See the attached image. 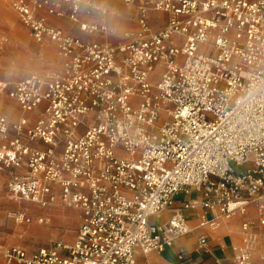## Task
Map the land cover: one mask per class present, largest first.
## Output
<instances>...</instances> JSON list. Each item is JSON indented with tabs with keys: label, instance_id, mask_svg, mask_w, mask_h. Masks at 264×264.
<instances>
[{
	"label": "built area",
	"instance_id": "obj_1",
	"mask_svg": "<svg viewBox=\"0 0 264 264\" xmlns=\"http://www.w3.org/2000/svg\"><path fill=\"white\" fill-rule=\"evenodd\" d=\"M13 2L63 63L0 79V94L19 111L14 119L0 111V176L37 213L9 217L46 225L40 211L61 207L77 211L80 224L70 243L0 248L2 264H136L138 253H162L191 232L185 209L217 211L199 224L213 229L220 218L264 210V0H142L140 31L119 45L85 42L38 15L60 16L64 4L74 23L83 5L105 14L91 0ZM149 10L170 15L168 25L153 31ZM193 194L166 224L151 223ZM242 230L253 239V224ZM249 240L234 249L236 264H252L258 243ZM209 247L201 236L177 264H200Z\"/></svg>",
	"mask_w": 264,
	"mask_h": 264
},
{
	"label": "crops",
	"instance_id": "obj_2",
	"mask_svg": "<svg viewBox=\"0 0 264 264\" xmlns=\"http://www.w3.org/2000/svg\"><path fill=\"white\" fill-rule=\"evenodd\" d=\"M91 1L94 5L101 7L105 11V14H101L91 9L87 5H83L81 6L79 14L80 23L96 25L100 28L103 27L105 28L104 31L99 30L96 32H90L82 30L80 28V23H74L72 20H70V6L67 4L63 5L62 14L60 16L49 14L46 11H40L38 15L44 17L46 23L49 26L62 29L66 34L89 43L112 45L125 44L130 42L132 40V37L140 31V26L138 23L139 10L136 6L140 5L142 0H131L134 6L128 5L125 0ZM154 1L156 0H152V2ZM169 20L170 15L166 13H157L151 10H149L148 12V23L151 29L155 32L165 28L168 25ZM53 46L54 43L49 41V49L46 50V54L51 55L54 49ZM62 63L63 61L60 55H58V67L57 69H55V71L61 69ZM30 73H28L26 76H28ZM8 103L13 105V107L18 111V106H16L14 102L9 99ZM195 199H197L196 194H193L191 196H177L175 208L164 213L160 217L152 218L150 220L151 223L159 226L166 224L176 208H180L184 204H187ZM28 208L23 209V212H26H24L25 214H30L26 211ZM214 212L217 211H208L203 209L201 206L197 207L196 209H185L184 216L186 218L188 227L191 229V232L185 236L178 238L172 246L165 248L162 253H151L149 255L138 253L136 257V264H177L178 253L181 251H194L201 236H207L209 238L210 247L208 253H203L197 256V261L200 264H236L234 250L235 245H237L240 240H242V238L244 240L246 236L239 227V223L242 217L239 215L232 218L231 220L220 221V226L217 229H213L209 226L200 228L199 224L203 220H212L218 216L215 215L216 213ZM246 215L251 218L253 217V215L258 216L255 208L254 210L252 208H249ZM164 216H168V218H164ZM50 222L51 219L49 217L48 224H51ZM79 224L80 220L78 219L74 229L78 228ZM36 227H39L40 232L43 233L49 230L48 227L50 226L45 227L44 225ZM258 228L259 230L257 228L256 230L259 231L262 236H264V228ZM53 235H56L58 239L62 240L60 234ZM70 235L71 234L69 233L66 240L70 239ZM74 238L75 235L73 233L70 241L72 242ZM66 240L62 241L70 243ZM173 258H175V262L173 261ZM252 264H264V239L254 248L252 254Z\"/></svg>",
	"mask_w": 264,
	"mask_h": 264
},
{
	"label": "rangeland",
	"instance_id": "obj_3",
	"mask_svg": "<svg viewBox=\"0 0 264 264\" xmlns=\"http://www.w3.org/2000/svg\"><path fill=\"white\" fill-rule=\"evenodd\" d=\"M32 4V0H27ZM51 42V41H50ZM49 41L39 43L32 35L29 27L23 24L20 14L14 6L13 0H0V79L9 83H15L23 79L30 72L38 73H51L57 69V59L59 51L54 44V49L51 55L46 54ZM9 98L6 94H0V111L8 113L13 119L18 116V111L13 105L8 103ZM5 110V111H4ZM0 248L5 251L12 247H20L29 252L35 251L40 248L49 247L52 242L60 240L53 234H60L62 240H66L70 233V239L66 240L71 242V236L75 235V224L79 219V213L73 209L53 207L47 210H42L40 213L46 217H50L51 224H46L49 230L39 232L37 234H25V231L30 229H40L36 226H44L34 224L29 226L15 222L14 219L9 217L11 211H22L29 207L32 211L29 215L37 217L35 210L29 204H20L9 200V194L6 189L7 178L0 176ZM254 210V208H252ZM255 210H258L256 208ZM215 215L219 216L217 212ZM247 212L238 214L242 217L239 227L242 230L244 223H251L255 229L253 238L258 243H261L264 236L261 235L258 227H260V216L253 215L248 217ZM168 218V216H164ZM233 218V217H232ZM221 221L225 220L220 218ZM233 222V221H231ZM21 229V230H17ZM25 229V230H24ZM17 231L23 233L19 234ZM31 231V230H30ZM36 235V236H34ZM243 243V238L235 245V248H240ZM3 257L0 254V264H2ZM175 262V258H173Z\"/></svg>",
	"mask_w": 264,
	"mask_h": 264
},
{
	"label": "bare ground",
	"instance_id": "obj_4",
	"mask_svg": "<svg viewBox=\"0 0 264 264\" xmlns=\"http://www.w3.org/2000/svg\"><path fill=\"white\" fill-rule=\"evenodd\" d=\"M9 200L10 201H12V202H18L19 203V201L17 200V199H14L13 197H11L10 195H9ZM27 212H29V213H31L32 211L28 208L27 210H26ZM21 213H23V214H25L24 212H22V211H20ZM247 212H248V210H247ZM256 212H257V214H258V216H261V215H263L264 214V210H261V209H259V210H256ZM236 216H239V215H236ZM236 216H234V217H236ZM233 217V218H234ZM12 219V218H11ZM232 218H230V219H225V220H231ZM16 222V221H15ZM52 222V221H51ZM50 222V223H51ZM19 223V222H18ZM48 223H49V220H48ZM17 230H21V229H17ZM25 230V229H24ZM31 230V231H30ZM29 231L27 230V231H25L24 233L25 234H27V235H29V234H37V233H39L40 232V229H30ZM19 232V234H21V233H23V232H21V231H17V233ZM253 236H255V235H253ZM244 240H249V238H247V236H245V239ZM251 241V245L254 243V238L252 239V240H249V242ZM253 246H254V244H253ZM252 254H253V251H252Z\"/></svg>",
	"mask_w": 264,
	"mask_h": 264
}]
</instances>
